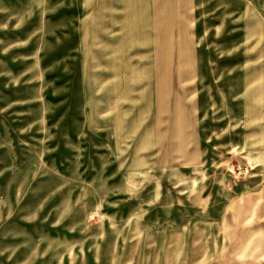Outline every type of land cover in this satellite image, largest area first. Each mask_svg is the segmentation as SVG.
<instances>
[{
    "label": "rangeland",
    "instance_id": "374dc122",
    "mask_svg": "<svg viewBox=\"0 0 264 264\" xmlns=\"http://www.w3.org/2000/svg\"><path fill=\"white\" fill-rule=\"evenodd\" d=\"M129 2L0 0V264H264V0Z\"/></svg>",
    "mask_w": 264,
    "mask_h": 264
},
{
    "label": "crops",
    "instance_id": "0c3cea01",
    "mask_svg": "<svg viewBox=\"0 0 264 264\" xmlns=\"http://www.w3.org/2000/svg\"><path fill=\"white\" fill-rule=\"evenodd\" d=\"M115 0H113L114 2ZM124 1V0H123ZM129 8L130 9H135L137 10V12L135 13V17L132 19L131 23H133L134 21V25H138V24H142V26H147V0H129ZM122 5L117 6L121 8ZM197 98H195V100L192 101V115L194 116V114H198L199 113V107H197V103H196ZM198 101V100H197ZM245 110H247L245 108ZM245 115L247 113H244ZM196 150V149H195Z\"/></svg>",
    "mask_w": 264,
    "mask_h": 264
}]
</instances>
